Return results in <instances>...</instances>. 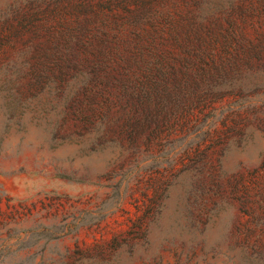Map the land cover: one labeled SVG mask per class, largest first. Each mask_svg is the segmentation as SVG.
<instances>
[{
  "label": "rangeland",
  "instance_id": "374dc122",
  "mask_svg": "<svg viewBox=\"0 0 264 264\" xmlns=\"http://www.w3.org/2000/svg\"><path fill=\"white\" fill-rule=\"evenodd\" d=\"M210 1L238 42L210 48L206 103L133 138L72 125L36 73L47 0H0V264H264V16Z\"/></svg>",
  "mask_w": 264,
  "mask_h": 264
},
{
  "label": "trees",
  "instance_id": "16d2710c",
  "mask_svg": "<svg viewBox=\"0 0 264 264\" xmlns=\"http://www.w3.org/2000/svg\"><path fill=\"white\" fill-rule=\"evenodd\" d=\"M247 6L239 13L264 16V0ZM226 13L210 0H47L33 14L36 73L69 92L72 125L120 122L119 134L136 138L155 123L150 134L161 136L159 123H189L206 103L210 48L238 42Z\"/></svg>",
  "mask_w": 264,
  "mask_h": 264
}]
</instances>
